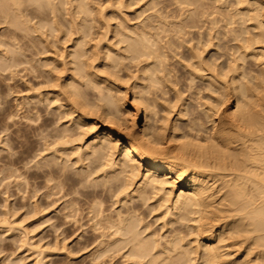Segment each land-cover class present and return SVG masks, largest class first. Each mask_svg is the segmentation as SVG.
Returning a JSON list of instances; mask_svg holds the SVG:
<instances>
[{
    "label": "bare ground",
    "instance_id": "1",
    "mask_svg": "<svg viewBox=\"0 0 264 264\" xmlns=\"http://www.w3.org/2000/svg\"><path fill=\"white\" fill-rule=\"evenodd\" d=\"M102 1L0 0L1 77L35 81L11 135L0 90L9 179L95 261L264 264V0Z\"/></svg>",
    "mask_w": 264,
    "mask_h": 264
},
{
    "label": "rangeland",
    "instance_id": "2",
    "mask_svg": "<svg viewBox=\"0 0 264 264\" xmlns=\"http://www.w3.org/2000/svg\"><path fill=\"white\" fill-rule=\"evenodd\" d=\"M103 1H105V0H103ZM130 17L133 18V17H135V15L131 13ZM134 22H135V20H134ZM5 26L7 27V24L0 22V39L2 38V33H4V30L6 29ZM0 48H1L0 49V53H1L2 52L1 50L3 49V47L0 46ZM26 52H25V54H26ZM27 57L29 59L31 58L32 64H35L34 60L32 58L33 56H31L30 51H28ZM21 66H23V65H21ZM21 66H19V67L22 69L23 67H21ZM24 67H25V65H24ZM17 69H18V71L20 70L19 68H17ZM16 72H17V70H16ZM27 72L26 71H24V72L20 71V73L17 72L18 75L16 74L13 76L16 78H13L11 80H7V79L4 80V78L1 76L2 75L6 76L7 73L6 72H0L1 73L0 74V90H3V91H5V93H7V95H8V96L6 95L7 96L6 99L8 102L7 107L9 108V110L12 113L16 114V116H13V119H9L12 121H8L9 124L12 122L11 125H13L14 122H17V124L14 125V127L11 126V128L8 130L10 133L9 135H11V132L18 127L25 128V125H24L25 123L23 121H21V119L17 115L22 114V112L24 110L23 106H25V104L28 101H30V98L32 97V95H34L33 90L35 88V86H34L35 81L33 79H30L31 76H28ZM130 82H131V80H130ZM130 82H127L125 84V86L129 87ZM7 85L9 86L10 89H8ZM6 90H8V91H6ZM126 100L128 101L126 103V106H130L131 105L130 103L133 101V97H132V93H131L130 89L127 90ZM1 106H3V105H1ZM138 110H139L140 115H141L140 120H142L138 124V127H139L143 124V107L141 105H139ZM2 124L0 123V131L2 130L0 132V143H1L0 144V170L3 168L2 166H4V165H5L4 167H6L8 165L9 166L7 168H3V170L6 172L5 173L2 170L4 172V175L2 172H0V213L6 215V216H4V218L6 217L5 220L3 219V216H0V219L1 220L3 219L5 222L4 223L2 220L3 224L0 223V264H18V263H21V264H35L36 263V264H38V262H41L40 264H102L103 262L95 261L91 258V252H92L91 247L87 248V249L80 250L81 246L79 243L82 242V240H79V238L82 237L83 235H85L83 233H86L85 230L88 228V225H86V227H82V229L81 228L78 229L75 233L73 231H74V229L77 228V226H78L77 225L75 228H73L71 231H69L68 235H72V234L73 235L70 236L71 238L68 236L69 239L68 238H67L68 240L65 239L66 241L64 240L65 235L62 236L60 234V232H61L60 230L61 229L63 230L66 226L65 227L63 226L60 229H58L59 233L55 229L58 233V234L56 233L57 235L55 234L56 231L54 232V230H53L54 224H58V223L62 222V220H63L62 210H61V208H62L61 202H63V200L59 201L58 204L57 203L54 204V207L48 209L49 208L48 204L50 203L51 199L48 198L50 200L48 202V199L44 198L45 202L43 204V207L40 206V210L42 208H44V205L46 206V204H47V210L45 211L43 209L40 211L41 213H43V215H41L40 212H38L40 215H38V214H37V216L35 215L36 213L34 212L35 211L34 208H37L38 204L41 205V197H40V194H38V193L42 194V192L37 193L38 198L36 197V194L32 193L34 196L32 194H29L34 190L33 189L34 187L33 188H31V187L34 186L33 182H35L29 175L32 172V170H31L32 167H31V169H26L28 172L24 175L26 177V182H27V186H28L27 187L28 190L26 189L27 193L22 192L23 189L26 188L25 187L26 185L24 186L25 180L22 184L21 179H20L21 182H19V179H15V176H16L15 172H14L15 175H13V177L9 179L8 175H10L9 172L11 171V169L9 171H7L8 168H12V166H13L12 169L13 170L16 169L17 171H19V170L24 171V169H21V167L23 166L22 163H19V162L15 163V164L9 163V161L11 159H15L19 156L20 148H19V143L16 141H15V145H14V146H16L15 148L14 147L11 148L6 144V142L4 140H5V136L8 135V134H6V133H8V131H6V132H5V130L3 131V129L1 128ZM1 139H2L3 143L1 142ZM4 142L8 147L4 144ZM13 151H15L14 154L16 153L17 156L15 154V157H14L13 153H11ZM9 157H12V158H9ZM28 161H29V163L27 165L33 166L34 162H32L31 159ZM29 166H28V168H29ZM14 167H15V169H14ZM3 176L5 177V180L2 181V178H4ZM6 177H8V179H6ZM16 178H18V177H16ZM15 180H17V181H15ZM29 184L32 186H30ZM21 185H23L24 187ZM20 186L23 187L22 190L20 189L21 188ZM39 197H40V200H38ZM46 199H47V203H46ZM37 201H39V202L37 203ZM34 203H35V205L36 204L37 205L34 206ZM45 209H46V207H45ZM42 211H44V212H42ZM47 216H48V218H46ZM38 218L40 220H42L43 223H39L42 221H39ZM45 218L48 220H45ZM49 219H51V224L53 225V226H51L52 228L50 227V224H48L50 222ZM85 220L86 219L81 221V224L84 223ZM52 221H53V223H52ZM6 222H8V223L10 222V223L6 224ZM39 224H40V226H41V224H43L40 229H39V226L38 227L36 226ZM49 228H51V229H49ZM82 230H84V231H82ZM74 233H75V235H74ZM40 234L41 235L43 234L42 237H40ZM87 235H90V233ZM56 236L59 237L58 239L60 241L57 239V244H55V246H54V243L52 241L56 240L55 239ZM39 237L42 238V241H40L41 239ZM44 238L47 240H43ZM37 240L39 241V243L37 242ZM45 241H47L49 243V245H47L46 244L47 242H45ZM58 241L61 242V244ZM77 241H78V243H77ZM63 242L65 243V245ZM40 244L42 245V248H43L42 251H40L38 249V247L41 249ZM77 244H78V246H77ZM34 246H36V247H34ZM39 252H42V253H39ZM20 260H22V261H20ZM107 260H106L107 264H126V261H124L125 260L124 258L121 259L119 257H116V259H113L111 261H109L110 259H107ZM16 261H17V263H16ZM103 264H105V263H103Z\"/></svg>",
    "mask_w": 264,
    "mask_h": 264
}]
</instances>
